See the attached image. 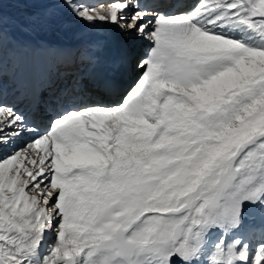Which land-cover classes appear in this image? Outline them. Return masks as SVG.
<instances>
[{
	"label": "rangeland",
	"instance_id": "rangeland-1",
	"mask_svg": "<svg viewBox=\"0 0 264 264\" xmlns=\"http://www.w3.org/2000/svg\"><path fill=\"white\" fill-rule=\"evenodd\" d=\"M226 1L256 44L187 19L161 25L151 61L141 71L135 64L140 72L116 100H129L127 109L46 128L49 197L27 192L29 165L0 168L1 264H216L226 251L257 248L242 231L243 212L227 218L224 207L264 171V0ZM73 5L0 0V21L71 15ZM51 205L59 229L44 252ZM138 228L150 234L133 236Z\"/></svg>",
	"mask_w": 264,
	"mask_h": 264
},
{
	"label": "bare ground",
	"instance_id": "bare-ground-1",
	"mask_svg": "<svg viewBox=\"0 0 264 264\" xmlns=\"http://www.w3.org/2000/svg\"><path fill=\"white\" fill-rule=\"evenodd\" d=\"M69 1L76 9L71 15L35 12L24 21H0V168L9 171L29 165L28 173L35 184L28 185L33 187L27 192L35 187L48 197L54 163L46 128L63 117L86 121L89 117L96 123L101 112L121 113L127 109L129 100L125 98L122 106L115 104L116 100L121 88L135 80L134 73L148 66L157 49L161 25L174 18L187 19L198 28L247 45L258 40L226 0L214 6L210 0ZM139 62L140 71L134 69ZM110 79L121 86L116 96L108 99L102 94L97 98ZM134 85L128 94L137 87ZM52 107L58 110L54 116L50 113ZM259 173L261 177L251 183L250 189L242 182L236 202L226 201L224 207L227 218L243 212L242 231L248 244L255 243L257 248L246 255L226 251L216 264H264L263 169ZM48 211L51 220L41 236L44 252L59 229L60 212L56 213L54 205ZM140 231L143 237L151 230L138 228L132 235L139 236Z\"/></svg>",
	"mask_w": 264,
	"mask_h": 264
}]
</instances>
